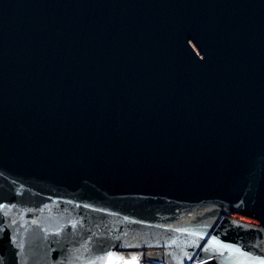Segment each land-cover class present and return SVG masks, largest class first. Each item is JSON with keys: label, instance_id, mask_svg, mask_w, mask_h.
Returning <instances> with one entry per match:
<instances>
[{"label": "water", "instance_id": "obj_1", "mask_svg": "<svg viewBox=\"0 0 264 264\" xmlns=\"http://www.w3.org/2000/svg\"><path fill=\"white\" fill-rule=\"evenodd\" d=\"M0 203V264L264 258V0H0Z\"/></svg>", "mask_w": 264, "mask_h": 264}, {"label": "snow or ice", "instance_id": "obj_2", "mask_svg": "<svg viewBox=\"0 0 264 264\" xmlns=\"http://www.w3.org/2000/svg\"><path fill=\"white\" fill-rule=\"evenodd\" d=\"M5 207L4 204L0 203V210ZM75 228V224L72 225ZM59 234L57 231L56 235ZM203 239V236L200 237ZM219 243L218 241L213 238L209 241L208 245L205 246V250H208L210 246H214L215 244ZM221 247H230L226 245H221ZM63 251V250H62ZM78 251V250H77ZM66 264H75V260H79V257H73L71 255V250L68 251V254L63 258ZM188 259H192V257H188ZM60 264V262H57ZM87 264H139L138 259L133 256L128 258L126 256H118L114 251L111 249L104 250V254L102 256H98L95 259H89ZM201 264H206L205 261H202ZM248 264H264V258H251L248 260Z\"/></svg>", "mask_w": 264, "mask_h": 264}, {"label": "built area", "instance_id": "obj_3", "mask_svg": "<svg viewBox=\"0 0 264 264\" xmlns=\"http://www.w3.org/2000/svg\"><path fill=\"white\" fill-rule=\"evenodd\" d=\"M139 264H166L165 262H159V261H152V260H146L145 258H142V263ZM196 264V263H191Z\"/></svg>", "mask_w": 264, "mask_h": 264}]
</instances>
